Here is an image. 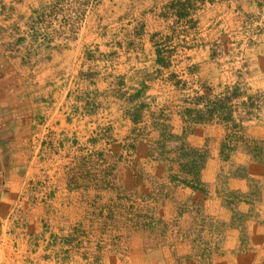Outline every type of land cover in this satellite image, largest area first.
Instances as JSON below:
<instances>
[{"label": "crops", "instance_id": "crops-1", "mask_svg": "<svg viewBox=\"0 0 264 264\" xmlns=\"http://www.w3.org/2000/svg\"><path fill=\"white\" fill-rule=\"evenodd\" d=\"M68 2L0 0V264H94L118 192L224 225L225 257L264 255V155L223 154L228 127L175 110L155 48L101 47L99 14Z\"/></svg>", "mask_w": 264, "mask_h": 264}, {"label": "rangeland", "instance_id": "rangeland-1", "mask_svg": "<svg viewBox=\"0 0 264 264\" xmlns=\"http://www.w3.org/2000/svg\"><path fill=\"white\" fill-rule=\"evenodd\" d=\"M75 7L84 26L92 12L94 17L99 14L101 47L130 49L132 60L139 56L140 45L147 46V56L156 49L168 66L166 78L175 86V110L192 108L196 98H205L203 108L223 96L243 93L231 103L241 125L226 124L231 144L223 154H243L244 141L250 152L264 153V0H72L62 6L68 14ZM123 55L115 50L112 56L118 60ZM248 97L261 107L254 116L243 111ZM155 199L118 192L113 210H97L94 264H264V255L249 257L252 247L244 239L239 252L225 257L224 225L175 222L171 210L165 211L163 222L155 221Z\"/></svg>", "mask_w": 264, "mask_h": 264}, {"label": "trees", "instance_id": "trees-1", "mask_svg": "<svg viewBox=\"0 0 264 264\" xmlns=\"http://www.w3.org/2000/svg\"><path fill=\"white\" fill-rule=\"evenodd\" d=\"M242 94L237 91L236 93L223 96L222 99L216 102H207L203 108H201V101L205 98H196L192 104L193 107L185 110V116L195 124L213 123L217 119L220 123L231 124L234 128H238L241 123L236 122L234 119V109L231 103L233 99L239 98ZM256 102L257 100L254 97H248L247 101L242 102L246 116H251L255 111H260L261 107ZM255 151L257 157L264 155L262 150Z\"/></svg>", "mask_w": 264, "mask_h": 264}, {"label": "built area", "instance_id": "built-area-1", "mask_svg": "<svg viewBox=\"0 0 264 264\" xmlns=\"http://www.w3.org/2000/svg\"><path fill=\"white\" fill-rule=\"evenodd\" d=\"M86 148H88V146H87ZM89 153H90L91 155H94V154H93L92 152H90V151H89Z\"/></svg>", "mask_w": 264, "mask_h": 264}]
</instances>
